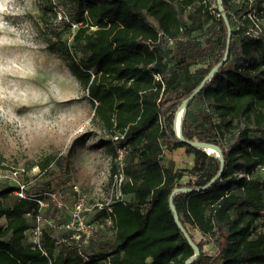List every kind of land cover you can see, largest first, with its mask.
<instances>
[{
    "label": "trees",
    "instance_id": "16d2710c",
    "mask_svg": "<svg viewBox=\"0 0 264 264\" xmlns=\"http://www.w3.org/2000/svg\"><path fill=\"white\" fill-rule=\"evenodd\" d=\"M45 1L44 10L55 16ZM70 2L76 15L68 23L75 29L57 48L50 40L47 47L66 59L91 102L92 121L107 135L99 144L115 160L111 177L123 173L119 195L97 216L86 243L74 229L55 233L48 223L38 248L27 232L48 211L43 197H19L17 185H5L0 264H185L195 249L174 221L169 197L176 187L191 189L173 195L179 221L199 249L189 264H264V0H221L230 55L187 104L181 122L184 139L223 151L221 175L203 190L196 189L215 177L220 161L179 140L173 120L223 57L227 27L217 7L207 0ZM177 148L192 156L190 167L163 159L165 150ZM212 241L215 253L206 249Z\"/></svg>",
    "mask_w": 264,
    "mask_h": 264
},
{
    "label": "rangeland",
    "instance_id": "374dc122",
    "mask_svg": "<svg viewBox=\"0 0 264 264\" xmlns=\"http://www.w3.org/2000/svg\"><path fill=\"white\" fill-rule=\"evenodd\" d=\"M207 1L210 8L217 7V0ZM231 1L252 4V0ZM51 2L67 19L57 21L56 14L45 11V0H0V168L6 175L14 174L24 185V194L43 197L48 211H42L41 227L50 222L56 233L60 224L78 213L83 225L94 232L102 208L117 196L110 174L115 160L110 149L99 144V136L107 135L92 121L86 92L66 59L47 47L50 40L57 48V41L70 37L75 29L68 23L76 15L70 0ZM171 155L176 168L193 163L186 152L177 150L165 151L163 159L168 161ZM51 156L54 159L41 168ZM257 175L262 177L263 171ZM9 176L0 178V188L16 185ZM195 237L201 239V234L196 231ZM206 249L215 253V242Z\"/></svg>",
    "mask_w": 264,
    "mask_h": 264
},
{
    "label": "water",
    "instance_id": "95a60500",
    "mask_svg": "<svg viewBox=\"0 0 264 264\" xmlns=\"http://www.w3.org/2000/svg\"><path fill=\"white\" fill-rule=\"evenodd\" d=\"M221 3L222 2H220V0H217V9L221 13V15H222V17H223V19L225 21V25L227 27L226 46H225L223 57H222L221 61H219L217 64H215V65H213L211 67V69L209 70L207 75L202 79V81L199 84V86L187 98H185L182 101L181 106L179 107V108H181V115H180V119H179V123H178L177 129L175 128V126L173 124L174 133L176 134V137L179 140H181L183 143H185V144H187L189 146L202 149L206 154H208L206 152V148L214 149L216 151V153H217V155H215V156H217L219 161H220V168H219L218 173L215 175V177H213L206 185H204L201 188H198L196 190H203L206 187H208L215 178H218L221 175V173L223 171V168H224L223 151H222V149L219 146H217L215 144L207 143V142H204V141H195V140L189 141V140H186V139H184V137L182 135V132H181V122H182V120L184 118V114H185V111H186L187 104L202 90L203 86L210 80V78L214 75V73L217 72L221 68V66L224 64V62L227 60V58L229 56L231 26L229 24V21H228L226 15L224 14V10L222 8ZM190 190L191 189L185 188V187H176V188L173 189V191L171 192L170 197H169V204L171 205L172 210L174 211V214H173L174 221H175L176 225L178 226V228L183 233V235L186 238V240L188 241V243L195 249L194 255L190 259H187L185 264H189L191 261H193L197 257V255L199 254V249L195 245V243L192 241V239L190 238L188 233L184 230V228L182 227V225H181V223L179 221L178 214H177V212L175 210V207L173 205V195L176 192H179V191H190Z\"/></svg>",
    "mask_w": 264,
    "mask_h": 264
},
{
    "label": "built area",
    "instance_id": "2783aa9c",
    "mask_svg": "<svg viewBox=\"0 0 264 264\" xmlns=\"http://www.w3.org/2000/svg\"><path fill=\"white\" fill-rule=\"evenodd\" d=\"M55 14H56V20L57 21H63L65 19H67V16L65 15L64 11L61 8H58L55 10ZM219 14H221L219 12ZM257 32L255 31L254 34H256ZM119 152V159L122 158V150L118 149ZM238 176H245L248 177V175L244 174V173H237ZM9 175L4 174V172L1 170L0 168V178H8ZM11 177L13 180L16 181L14 174L12 173ZM123 178V173L122 170L120 169L118 173L114 174V183L116 185V192H117V196L119 195V186L120 183L122 181ZM17 182V181H16ZM18 189L15 191V193L19 196V197H25L24 194V185L20 184L19 182L16 183ZM116 196V197H117ZM41 205H43L42 202H40ZM102 209H106L108 211H110V207L108 205H106L105 207H103ZM41 220L42 217L38 216L37 217V223L34 227H32L30 230H28L27 232V236L28 238L31 240V242L37 246L38 248H41V241H40V236H41ZM50 223V222H49ZM88 226V227H87ZM86 227L83 225L82 219L80 218V216L78 215V213L74 214V217L72 218L71 221H67L65 223H62L59 225L60 229H74L76 231V238L82 237L83 238V242L86 243L89 239V236L91 235V230L90 229V225H87ZM262 228H258V231H260Z\"/></svg>",
    "mask_w": 264,
    "mask_h": 264
},
{
    "label": "bare ground",
    "instance_id": "6f19581e",
    "mask_svg": "<svg viewBox=\"0 0 264 264\" xmlns=\"http://www.w3.org/2000/svg\"><path fill=\"white\" fill-rule=\"evenodd\" d=\"M180 111H181V108L178 109V112H177V115H176L177 120H175V124H174L176 129H177V126H178V123H179ZM206 152L209 155H217L216 151L214 149H211V148H206Z\"/></svg>",
    "mask_w": 264,
    "mask_h": 264
},
{
    "label": "crops",
    "instance_id": "0c3cea01",
    "mask_svg": "<svg viewBox=\"0 0 264 264\" xmlns=\"http://www.w3.org/2000/svg\"><path fill=\"white\" fill-rule=\"evenodd\" d=\"M176 150L179 151V152H185L184 148H177V149H175V150H172L171 153H172V154L175 153ZM165 151H168V150H165ZM165 151H164V153H165ZM188 157H190L191 160H192V162H193V158H192V156H191V155H188ZM167 160H172L173 162L176 163V161H175L176 159L174 158L173 155H171V156H167ZM191 165H192V164H191ZM175 167H176V166H175Z\"/></svg>",
    "mask_w": 264,
    "mask_h": 264
}]
</instances>
